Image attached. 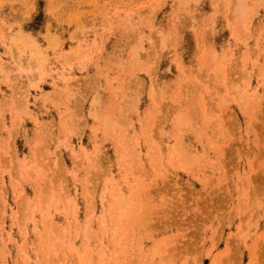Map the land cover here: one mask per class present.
Wrapping results in <instances>:
<instances>
[{
    "label": "rangeland",
    "instance_id": "1",
    "mask_svg": "<svg viewBox=\"0 0 264 264\" xmlns=\"http://www.w3.org/2000/svg\"><path fill=\"white\" fill-rule=\"evenodd\" d=\"M0 264H264V0H0Z\"/></svg>",
    "mask_w": 264,
    "mask_h": 264
}]
</instances>
